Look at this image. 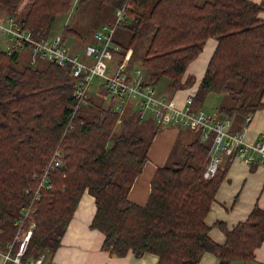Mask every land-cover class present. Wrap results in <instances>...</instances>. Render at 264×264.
<instances>
[{"label": "trees", "instance_id": "trees-1", "mask_svg": "<svg viewBox=\"0 0 264 264\" xmlns=\"http://www.w3.org/2000/svg\"><path fill=\"white\" fill-rule=\"evenodd\" d=\"M20 1L0 0V17L13 16L36 37L50 35L57 16L68 12L73 2L30 0L25 11H19ZM100 1L112 9L124 6L120 25L132 33L127 49L148 21L153 24L141 60L151 82L167 76L174 89L193 86L196 77L186 75L188 65L205 41L215 37L217 46L195 102L212 92H228L236 103L221 105L218 113L231 117L234 129L264 107V19L259 17L264 0ZM69 33L76 31L65 25L64 41ZM3 41L0 36L1 251L8 249L21 211L29 207L40 174L59 148L63 151L60 164L46 175L50 187H41L40 198L33 200L36 224L24 261L48 248L43 264H53V255L85 191L96 202L90 225L104 234L102 248L111 255L124 256L130 250L137 256L153 252L159 256L157 264H198L206 250L216 253L218 264L255 258L264 240V207L258 203L232 227L221 220L215 222L225 233L224 243L215 242L209 234L206 216L230 164V157L224 156L214 173L205 175L214 133L203 140L201 127H184L190 133L183 159L158 166L146 202L136 203L129 199V192L151 144L136 132L146 124L141 122L160 125L151 117L141 120L129 106L131 110L122 115L124 131L113 134L122 113L114 108L116 99L109 96L104 83L90 93L88 105L96 104L99 112L88 117L75 111V83L69 67L41 56L32 63L25 47L15 43L9 53ZM125 52L122 47L121 55ZM100 93L101 97H94ZM17 250L14 242L12 252Z\"/></svg>", "mask_w": 264, "mask_h": 264}, {"label": "built area", "instance_id": "built-area-1", "mask_svg": "<svg viewBox=\"0 0 264 264\" xmlns=\"http://www.w3.org/2000/svg\"><path fill=\"white\" fill-rule=\"evenodd\" d=\"M76 3L79 0H74ZM125 18L124 6L115 10V19L103 23L94 31V41L85 46V58L73 52L65 43L62 34L53 36L36 37L30 29L22 28L19 22L8 16L0 19V36L5 37V49L12 51L13 44H22L30 48V60L36 62L39 56L55 61L62 67H69L70 74L75 83V97L77 99L75 111L87 104L90 90L96 78H102L110 97L117 100L114 108L122 113L127 106L136 110L140 119L151 117L156 124L177 127H201V138L208 139L214 133L210 162L205 171L206 176H211L224 156L230 159L239 158L248 163H264V135L255 140L248 141L244 136V129L252 119L249 114L245 117L240 129H234L233 119L227 115L208 112L195 102V96L188 93L180 100L177 96H167L159 93L156 86L143 74L139 67L129 66L125 61L119 60L116 67L112 68L109 60L114 53L122 50L116 40V32L120 23ZM87 55V56H86ZM116 102V101H115ZM63 151L57 148L46 165L43 182L39 183L34 192V200L40 198L41 187H50L46 184L48 170L60 164ZM33 202V201H32ZM32 207L23 209L19 217L18 228L8 250H0V264L7 260L22 262L21 256L27 249L28 242L33 232L32 225L25 226L24 214L30 217ZM14 242L18 243V250L12 256ZM35 264H43L44 257L34 260ZM22 264H28L27 261Z\"/></svg>", "mask_w": 264, "mask_h": 264}, {"label": "crops", "instance_id": "crops-1", "mask_svg": "<svg viewBox=\"0 0 264 264\" xmlns=\"http://www.w3.org/2000/svg\"><path fill=\"white\" fill-rule=\"evenodd\" d=\"M253 1L259 2L261 0ZM259 17L264 19V10L259 12ZM116 40L122 45L117 35ZM217 42L215 37H209L205 41L199 55L188 65L186 75H194L196 77L195 85L197 86L204 75L208 62L217 46ZM81 54L85 56L84 50ZM193 88L194 87L178 89L171 93L173 96H177L182 100ZM184 129V127L180 128L177 126L160 128V133H163V135L158 132L160 136H155L152 141L148 152V159L130 190L129 197L131 200L140 204L146 202L150 191L151 178L155 170L158 166L168 161L176 136L183 134V131L189 133L187 128L186 130ZM243 134L248 141H255L264 135V107L254 112ZM255 203L264 207V163H248L239 158L230 159L227 175L222 181L216 193V198L206 216V221L211 226L209 231L210 237L215 242L224 243L226 240L225 233L215 222L221 220L224 221L228 227H232L240 220L247 217ZM95 211V197L88 191H85L62 237L61 244L53 255V264L158 263L159 256L153 252H146L141 256H137L130 250L124 256H115L111 255L109 251L104 250L102 248L104 234L99 229L92 228L90 225ZM218 263L219 257L215 252L210 250L203 252L198 262V264ZM229 264H264V240L261 245L256 248L254 259L248 261L233 259Z\"/></svg>", "mask_w": 264, "mask_h": 264}, {"label": "rangeland", "instance_id": "rangeland-1", "mask_svg": "<svg viewBox=\"0 0 264 264\" xmlns=\"http://www.w3.org/2000/svg\"><path fill=\"white\" fill-rule=\"evenodd\" d=\"M80 1L81 0H79L76 3L73 0L69 11L62 13V14L57 16V18L53 24V27L51 29V33H50V36L61 33L62 29L64 28L65 25H70L72 28H74L76 33H69L67 35L65 43L67 45L71 46V50L78 52L79 54H81L83 52V50H85V46L88 43L94 41V31L99 26H101L103 23L112 22L115 19V10H116V9H112V7L107 5V4H103L100 0H88L81 5L79 4ZM29 2H30V0H21L20 5H19V11H22V10L25 11ZM0 19H4V18L0 17ZM153 29H154L153 24L148 21L144 25V27L142 28V32L139 35L136 43L134 45H132L131 48H128V49L125 47L130 42V38L132 35L131 31L129 29L125 28L124 26L119 25V27L117 28V32H116V35L119 37V40L122 43V45L120 44L121 47H124V49L126 50L125 54L124 53L122 54L123 57L125 58L126 54H128L127 58L125 59L126 63L128 62L127 64H129V66L134 65L136 67H139L142 70L144 75H148L147 74L148 69L145 67L142 68L140 65H141V60H142L144 50H145V48L149 42V39H150L152 32H153ZM115 38H116V36H115ZM2 39L4 40L2 44L5 47V37L2 36ZM24 50L28 51L29 58H30V48L25 47ZM23 53L26 54V52H24V51H23ZM81 55H82V57L85 58V56H83V54H81ZM122 55H121L120 51L118 53H114V57H112L109 60L112 67L118 65L117 61L121 59ZM22 60L25 61V55H23ZM30 62H31V60H30ZM103 82H104V80L102 78H96L93 81L92 89L99 86ZM154 84L156 86L157 92L165 94L167 96H173V94L171 93L172 91L175 92L178 89H185V88L174 89L172 86L171 80L167 76L160 77L157 81H155ZM195 84H196V82L194 83L193 86L187 87V88L194 87L193 90L190 91V93H192L194 96H195V93H196L197 88H198V86ZM195 87H197V88H195ZM92 89L90 90V93H91ZM100 90L101 89L99 88V91ZM101 96H102V94L100 93V94L95 95L94 97L98 98ZM88 102H89V100H88ZM106 103H108V101H106ZM235 103L236 102L233 99V97L228 92L223 91L221 93H213V92L209 93L203 100L197 101L196 104L199 106H202L208 112L217 113L218 109L221 105H223V104L234 105ZM116 104H117V100L115 102V105ZM78 109H79L78 111H80L83 114H86L88 117H91V115H94V113L99 112V107L96 106V104H93L92 106H90V103H89V105H88V103L84 104L81 106V108H78ZM128 110H131L129 106H127L124 109V111L122 112V114L119 118V121H118V123H117V125L113 131V134H119V133L124 131L123 128L125 127V125L123 122V116L122 115L125 112H127ZM141 123H146V124L139 126V130H137L136 133L143 135L146 142L151 141V144H152V141L155 138V136H157V135L160 136L159 133L161 132V130L157 129L160 126H156V125L148 123V122H141ZM170 126H172V125H170ZM233 126H234V122H233ZM133 127H136V126L134 125V126H132V128ZM127 129H128V127H127ZM154 129H157L156 133L154 132ZM184 130H186V129H184ZM182 133L183 134L176 136L175 143L173 144V147L171 149L172 151L170 152V156L168 157V161L165 164L183 159L184 147L186 146V144L189 141L188 134L190 132L188 133L187 131H183ZM160 134L163 135V133H160ZM151 144H150V146H151ZM149 149H150V147H149ZM44 175H45L44 172H42L40 174L39 182H43ZM129 199H130V197H129ZM33 200H34V198L32 196V200L28 204L29 207H32L31 212H30V217H26V214L23 215L25 223L28 221V219L30 220L29 224L27 225L28 228H30L29 226H31V225H32V228H34V226L36 224V221L33 220V216H32L33 211H34L33 209H35V206H33L35 204V202ZM19 220L20 219L18 218L17 221H19ZM13 239H14V237H13ZM13 239L11 240V242L13 241ZM7 250L8 249H4L2 251L6 252ZM47 251H48V248L43 250V252L38 257L28 260L27 261L28 264H35L34 260L37 258L45 257ZM16 252L17 251L12 252V256H15ZM22 256H21V261L25 262L23 260ZM22 262H16L15 263V262L9 261L8 264H22Z\"/></svg>", "mask_w": 264, "mask_h": 264}, {"label": "bare ground", "instance_id": "bare-ground-1", "mask_svg": "<svg viewBox=\"0 0 264 264\" xmlns=\"http://www.w3.org/2000/svg\"><path fill=\"white\" fill-rule=\"evenodd\" d=\"M18 44V43H17ZM14 45H15V43L13 44V48H12V51L14 50ZM18 45H20V47L22 48V47H25V46H23L22 44H18ZM5 48V47H4ZM8 51V50H7ZM12 51H8L9 53H11ZM117 66V65H116ZM116 66H114V67H116ZM114 67H112V68H114ZM9 261H11V260H7L6 262H5V264H8L9 263ZM12 262V261H11Z\"/></svg>", "mask_w": 264, "mask_h": 264}]
</instances>
